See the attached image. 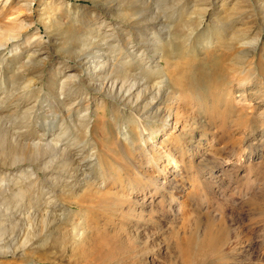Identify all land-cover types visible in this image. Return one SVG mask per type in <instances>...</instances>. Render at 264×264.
I'll return each instance as SVG.
<instances>
[{
    "label": "rangeland",
    "instance_id": "obj_1",
    "mask_svg": "<svg viewBox=\"0 0 264 264\" xmlns=\"http://www.w3.org/2000/svg\"><path fill=\"white\" fill-rule=\"evenodd\" d=\"M98 2L0 0V54L6 57L0 64L6 85H0V117L10 120V132L23 143L39 140L59 148L41 149L36 156L0 134V179L7 175L0 185V264H264V0H104L105 8ZM52 16H59L57 30L48 23ZM154 31L164 44L158 62L162 80L175 96L161 104L156 117L151 107L162 101L154 86L158 78L144 73L137 58L125 67L128 79L146 90L136 101L94 90L97 82L116 81L119 87L123 80L119 65L127 58L113 48L134 45L152 57ZM65 33L70 38L62 40ZM86 33L97 36L95 56L110 57L101 69L88 71L86 59L71 57L69 48ZM13 54L18 56L10 60ZM26 55L31 63L24 67ZM77 62L80 97L90 103L86 141L78 118L65 117L59 94L61 70ZM95 73L98 81L88 82ZM27 79L29 92L20 88ZM16 80V97L5 98ZM259 98L261 105L250 107ZM127 112L137 121L125 123L128 145L118 132ZM163 126L166 135L159 131ZM142 130L152 136L146 144ZM113 142L129 167L116 166L117 158L107 151ZM64 146L81 166L75 188L61 165ZM167 153L178 167L165 160ZM158 156V165L149 162ZM191 158L204 176L195 187L189 180L195 170ZM92 161L107 164L109 171L88 186L84 178L96 174ZM212 161L210 177L206 166ZM164 168L173 170L166 179L158 172ZM20 169L34 174L20 179ZM247 171L254 183L246 190ZM136 177H153L174 199L162 202L152 186L140 191L131 183ZM208 179L216 182L213 189ZM76 191L81 201L93 199V206L77 205ZM192 195L198 207L190 205ZM119 197L132 204H121ZM128 208L134 211L122 221L120 209Z\"/></svg>",
    "mask_w": 264,
    "mask_h": 264
},
{
    "label": "bare ground",
    "instance_id": "obj_2",
    "mask_svg": "<svg viewBox=\"0 0 264 264\" xmlns=\"http://www.w3.org/2000/svg\"><path fill=\"white\" fill-rule=\"evenodd\" d=\"M103 1L102 0H99L98 4L100 6H102L103 8H105V4H104ZM260 9L261 10H264V4H263V6H260ZM199 12L203 14L205 12V9L201 6V8L199 9ZM72 17L74 19H76V14H73ZM262 17L264 19V15H262ZM47 20H48V23L50 22V24H51L50 27L55 28L54 30H57L58 29V27H59L58 25L60 24L59 16H56V17H53L52 16V17H49V19H47ZM48 27H49V25H48ZM90 27H87V29H86L87 32L89 30H91V29H94V28H90ZM77 28H78V26L75 27V29H77ZM75 29H73V31ZM64 30L67 31L68 29H64ZM71 33H72V31H71ZM68 34H70V33H68ZM70 35H71L70 36L71 38H73V37L76 38L77 37V36H75V33L74 32H73V35L72 34H70ZM153 35H154L155 38H153L151 40L154 41V44L152 45V48L150 49V52H152V57H149L147 55L146 50H144V49L138 50V49H136L134 47V45L131 46L130 48H126L125 51H123L122 49H117V51H115L114 48H113L111 51L112 52H116V55H117V52L119 53V55H121V51H122L123 52V57L124 58H127L125 61L121 62V65H119V68L121 66L120 70L118 71L119 73H121V77L120 76L119 77L122 78L123 80L121 79L122 82L119 85V87H117V82L116 81H110L108 83V85H107V82L105 83V81L97 82L95 84L96 86H95L94 90H97V91H102L103 90V91H106V93L109 91V94L110 93L113 94V98H117L116 96L121 97L122 95H124L125 96V99L131 100V101L133 99H135L134 101H136L137 97L138 96L140 97L141 94H143L146 90H144L142 87H138L137 84H136V82L134 80H129L128 79L129 76L126 74V71H125L126 68L125 67H129L130 65H132L134 63H137V61H135V59L137 58L138 64L145 65L144 73L154 74L156 76V78H158V80L156 82H154V86H156V96L160 100H162V101H158L157 103H155L151 107V112L156 117V116H159V114H160L159 111H161V110H159V109L161 107V104H163L164 101L166 102L171 97H175V96H174L172 90L170 89V87L168 86V84L165 81L162 80L163 77H164V74L162 73V68L159 66V63H158L159 62V59L162 58V55H163V45L164 44H163V40L160 39V37H159V36H161V33H158L157 31H154ZM70 37H69V35L67 36V34H66V35H64L62 37V40L63 39H69ZM96 37H97L96 35L95 36H92V34H87L86 33L85 36L79 37V38H77V40L75 39L78 42V44H76V45L73 44L72 47L69 48V51L71 52V55H72V56L71 55L70 56L71 57H77L78 62L81 61L82 59H86L87 60V63H89V65H88V71L89 70L92 71V70H94L96 68L101 69V68H103V66L108 65L109 64V61H110V57L108 55L103 54L101 56H95V52L96 51H98V52L100 51V48L94 46V45H96V43H94V40L96 39ZM103 38H104V36H103ZM64 41H66V40H64ZM72 41H74V40H72ZM98 41H101V39H98ZM256 41L257 40H254V42H256ZM39 45H40V42H35V44H34V46H39ZM15 49H16V47H15ZM93 49L95 50L94 52H92ZM30 52H32V51H30ZM0 53H1V51H0ZM15 53H16V51H15ZM3 54L2 55L0 54V64H2L3 61L6 58L5 55H3ZM18 54H19V52H18ZM24 55H22V56H24ZM32 55H34V52H32ZM17 56L18 55H16V54L11 55L10 60L16 59ZM34 56H36V54ZM34 56H32V57H34ZM25 58H26V61H27L26 64H21V66H24V67L28 66L31 63V60H30L31 57L29 58V55H26ZM110 64H111V67L110 68L115 67V65L113 63H110ZM70 66H71V68L68 71H65L64 69L61 70L62 72H65V73L63 75L64 77H62L60 79L61 87H60L59 94H62V96H63V99H62L61 103L64 104V106H67L66 111H65V117H68L69 116L68 114L70 113L71 115H75L78 118L77 119L78 125L84 130V132H83V138L86 141L87 140L86 135L89 133V130L90 129H89V123L86 122L84 120V118H86L87 116H89L88 111H89V108H90V106H89L90 103H86V101H84V99L80 97L84 93L83 92L84 89L80 86V83H79L80 80H81L80 77H79V75L82 73L81 64L78 63V64L70 65ZM70 66H67V67H70ZM22 69H23V67H22ZM25 71H26L25 69L22 70V72H25ZM95 74L96 75L93 77V79H88V82L98 81L97 80L98 74L97 73H95ZM24 77L25 76L23 75L22 79ZM1 80L2 79L0 78V85L1 86H4V88H5L6 87L5 82L2 83ZM30 83H31V80H28L27 79L24 82H22V86H20V88H22L23 91H25L26 89H28L30 87ZM10 85H11V89L10 90L8 89V92L7 91L6 92H3L4 95H5V98H9L12 95L14 97H16V95H14L13 93L15 92V90H17L16 88H17V85H19V83H17V80H16V81L10 82ZM18 88H19V86H18ZM67 91H68V93H67ZM27 92H29V91H27ZM27 92H25V93L27 94ZM114 94L116 96H114ZM163 98H164V100H163ZM261 101H262V99L259 98V101H254V106H250V107H252V108L258 107L259 105H261ZM3 102L4 101H0L1 104ZM167 103H166V108L170 112V109L171 108H170V106H168ZM26 111H28V110H26ZM25 114L29 115L27 117H30L31 116V112L30 111H28ZM125 114L127 115L126 116L127 119L124 120V121H122L121 123H119L120 126H119V129H118V132L121 134V138L128 145L129 139L131 137L125 133V131H126L124 129L125 123H127V122L137 123V121L131 116V114L129 112H127ZM9 123H10V120L9 119H7V118H5L3 116L0 117V132H1L0 134H2L4 136V138H5V140H8V142L10 144H12V145H18V146H23L24 148H32V151L35 152V155L36 154H39L41 152V149H55L56 152L58 153L59 148H56V145H55L56 143H54L53 145H49V144L43 145V144H40V141L39 140H38V142H33V143H26V144L23 143L22 137H19L18 134H15L14 132L13 133L10 132L11 128H10ZM62 128H63V130H70L71 129L67 125H63ZM73 128L75 129L74 131H76V126L75 125H74ZM121 128H122V130H121ZM159 131L162 133V135H166V134L169 133L168 132V128H166V126H163ZM139 136H141V138L143 139V142L145 144L152 139V136H150L148 133L143 132V130L139 133ZM72 144L75 147H77V143H72ZM110 146H111V148L110 149H107V151L110 150L112 157L113 158H117L116 166L117 167H121V165H124L125 167H129L130 164H128V163H126L125 161L122 160V157H121L120 153L118 152V147L114 144V142ZM110 146L108 145L107 147H110ZM91 147H93V145ZM64 148H65L64 150H60V153H61V156H62L61 165H62L63 170L67 174H69L67 176L68 179H71V180L73 179L72 181H70V185L72 186V188H75V186L79 184V181L77 180V177H78V172L80 171L81 166L79 165V160H78V158L76 156V153L69 151V149H67L66 146H64ZM100 149H102V148H100ZM92 150H93V148H92ZM56 152H55V154H56ZM179 152H181V149L179 150ZM165 157H166L165 160L171 165V167L173 169H174V167H178L177 160H175V159L172 160V158H174V154L167 153L165 155ZM158 160H160V156H158V158H156L154 160H150L149 162L152 163V164L153 163H156L155 165H158V163H157ZM19 162H20V160L17 159V160H15V162L12 163V165H15V164H17ZM190 163H191V167L192 168L194 167L195 170L193 171V173H191V175H189V177H190L189 180H190L192 186L195 187L198 178H199V181H201V178L200 177H204V176L200 173V171L202 170V167H200V164H194L193 161H192V158L190 159ZM91 164L96 169V174H94V175H92L90 177L84 178V179L87 180L88 183L86 185H88V186H89V184L93 185V183L96 182L100 178V177H98L100 175L103 176V180H104V174H105V172H107L108 167H109L107 164L105 165L101 161H97V162L92 161ZM214 166H215V163L213 161L210 162V163H208V166H206V170H207V172H208V174H209L210 177L213 175V168H214ZM69 169H71V171ZM165 170H166L165 168L162 169V170H160V171L158 170L159 174L164 179L167 178L168 172H170V173L173 172V170H171V169H167L166 171ZM20 171H22L21 173L24 174V175H21L20 174L21 175L19 177L20 179H21V177L29 178V177L32 176V174H34V172H32L31 170L20 169ZM196 173H198V175H199L198 177H197ZM250 175H251V173L249 171H247L246 176H243V179L246 182V184L244 185L246 187V190L248 188H250L253 185V183H254L253 178H251ZM6 177H7V175L5 173V175L3 177H1V179H0V185H2L3 183L6 182ZM195 177H197V178H195ZM66 183H68V182L67 181H64V184L65 185H67ZM131 183L133 185H138V187H139L138 189L140 191L141 190H145V188L147 186H152L153 189H155L154 194L156 193V195L157 194L160 195V198H161V201L162 202H164L166 200L171 201V200L174 199V195L172 193H170L169 191L165 190V188H166L165 186H162V189H159V186H156L153 177H150V180L149 181L146 180L145 177H136V178L132 179ZM208 183L210 184L211 189H213V187H214V185H215L216 182L214 180L211 181V179H210ZM121 186H122V184H121ZM69 188H71V187L69 186ZM194 192L195 191H192L190 193L191 194H194ZM22 193L23 192H20L19 194H22ZM75 195H76L75 198L78 199V200L75 201V203L77 205H79V206H81V205L82 206L92 205L93 206V202H94L93 199H90L89 198L90 199V203H86V202H84V200L81 201V198H79L80 195H79L78 191H76V194ZM196 195H197V193H196ZM193 196L194 195H192V197H191L192 198V204L190 203V205L198 207L199 205H198V202L196 200V197L193 198ZM122 197L121 198L119 197V201H120L121 204H132L129 200H127V198H122ZM215 198H211V199L213 201H215ZM96 201H98V200H96ZM133 211L134 210L133 209H130V208H128V210H126L125 212H123V210L120 209V212H122L121 213V216L122 217L120 219L123 221L127 217V214L133 213ZM152 219H155V216L154 215L152 216ZM4 253H6V252H4Z\"/></svg>",
    "mask_w": 264,
    "mask_h": 264
}]
</instances>
